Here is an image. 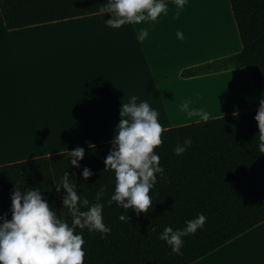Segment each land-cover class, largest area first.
Masks as SVG:
<instances>
[{"label":"trees","instance_id":"1","mask_svg":"<svg viewBox=\"0 0 264 264\" xmlns=\"http://www.w3.org/2000/svg\"><path fill=\"white\" fill-rule=\"evenodd\" d=\"M167 1V0H166ZM240 52L184 69L182 78L246 68L258 109L264 99V0H228ZM104 0H0L6 29L15 30L92 14ZM258 109L164 129L163 143L155 149L164 176L150 190L152 206L146 213L119 209L106 201L114 188L113 171H104V158L112 141L83 147L84 157L75 168L65 153L33 158L0 166V216L11 219L14 185L40 189L58 215L63 189L55 186L64 171L75 179L78 192L95 202L94 194L105 185L103 217L111 232L83 231L84 264H192L246 231L264 222V153L259 150ZM191 137L192 144L180 156L172 149ZM71 151V150H70ZM87 166L93 173L84 180ZM73 174L74 177H73ZM84 184V185H80ZM127 211L128 220L120 221ZM203 213V229L183 238L182 255L171 252L158 238L165 226L183 228L185 221ZM69 223H71L69 219ZM154 229V230H153Z\"/></svg>","mask_w":264,"mask_h":264},{"label":"crops","instance_id":"2","mask_svg":"<svg viewBox=\"0 0 264 264\" xmlns=\"http://www.w3.org/2000/svg\"><path fill=\"white\" fill-rule=\"evenodd\" d=\"M166 2L174 6L172 0ZM108 18L109 14H92L8 30L0 12V166L70 151L77 146L111 142L119 121L105 115L103 106L127 87L159 90L164 85L185 87L183 83L187 86L215 77L231 79L240 75L249 86L237 96L239 105L210 114L209 119L258 109L246 68L190 78L180 75L186 67L240 52L242 46L236 30V50L212 54L197 62L189 59L182 65L179 48L173 43L171 48H164L159 34L149 32L143 43L137 41L138 27L152 23L114 29L104 23ZM166 116L164 124L162 118L159 120L164 129L194 122ZM192 264H264V222Z\"/></svg>","mask_w":264,"mask_h":264},{"label":"clouds","instance_id":"3","mask_svg":"<svg viewBox=\"0 0 264 264\" xmlns=\"http://www.w3.org/2000/svg\"><path fill=\"white\" fill-rule=\"evenodd\" d=\"M188 0H172L173 20H178ZM102 17L109 14L104 22L107 26L119 29L124 25L151 24L162 16H167L169 4L166 0H104L96 10ZM149 35L148 27H138L136 39L143 43ZM176 38L184 39V32L176 30ZM138 97L132 95L128 102L122 103L119 122L112 139V146L104 158V171H113L114 188L106 203H116L119 209H132L136 214L146 213L152 206L149 194L157 182V174L164 176L160 156L155 151L163 143V126L158 120L159 113L147 101L137 103ZM191 98H185L179 110L192 118L195 123L206 122L210 113L202 107H193ZM254 119L258 123L261 153H264V99ZM192 144L191 137L181 143L176 142L172 149L177 156L182 155ZM85 149L77 146L66 150L73 167L79 168ZM75 174H73L74 177ZM80 175L87 180L93 175L85 166ZM84 185V184H80ZM105 185L95 191L90 202L86 195L78 192L75 179L64 171L55 186L57 193L63 189L62 210L50 206L40 189L21 190L14 185L11 193V219L7 213L0 216V264H84L85 244L83 231L107 234L111 228L106 226L103 217ZM69 219L71 223H69ZM120 221L128 220L127 211L120 213ZM207 217L203 213L185 221L183 228L165 226L158 238L170 247L171 252L182 255L185 236L203 229ZM154 230V229H153Z\"/></svg>","mask_w":264,"mask_h":264},{"label":"bare ground","instance_id":"4","mask_svg":"<svg viewBox=\"0 0 264 264\" xmlns=\"http://www.w3.org/2000/svg\"><path fill=\"white\" fill-rule=\"evenodd\" d=\"M228 6V0L188 1L178 20L172 19L174 6H169L168 15L165 16L164 18L166 19L163 18L164 21H162L165 25L162 26L166 27V25H168V28L171 27L172 30L167 28L169 31L164 30L167 33L164 35L166 38L168 36L177 39L175 35L176 30L181 29L184 32V39L181 41V45H183L182 42L185 43L186 46L183 45V48L185 47L187 50L189 48L190 52H195L197 54L205 53L207 56L210 54L212 55L213 53H230L236 50L238 44L235 33V23L231 8H228ZM217 8L220 9V11H215ZM163 19L161 18V20ZM162 23L160 22V24ZM158 25L159 23L157 26ZM160 27L161 26H158V28ZM165 27H163V29H165ZM163 29L159 30L162 31ZM163 33L165 32H162V34ZM202 56H204V54ZM199 57H201V55ZM211 78L213 79V77H210L209 79ZM183 84L185 87H178V84H175L172 85V87L176 85L177 87L173 88H168L171 85H164L161 88L159 87V90H157V88H150L152 89L150 94L153 95L152 92H154L152 97H149V89L139 86L127 87L120 92L117 91L119 94L117 93V95L112 96L106 104H104L103 108L106 109V111H104L103 108L101 109L102 112L104 111V113H106L105 115L108 117L111 116L112 120L119 121V110L121 107L120 102H122L119 101V99H124L125 102H128L127 99H129L132 95H136L140 100L142 99L141 101H147L152 108L157 110L159 113L158 118L163 117V120L161 121L164 124V117L167 114L172 115L169 116L170 118L174 116L179 117L177 120L182 119V117L185 119L189 118L185 113L179 110V105L185 98H191L193 107H202L210 114H213L219 111L231 110L235 106L239 105L240 101H237V99H239L237 96H240L242 91L245 92L249 86L246 81L244 82V80H242L240 75H234L231 79H219L218 77H215L213 80L204 81V83H192L189 85L187 84V86L185 85L186 83ZM183 84L180 85L183 86ZM230 84L235 85L232 86ZM156 91L158 95H161L164 91V96L163 94L162 96H158ZM166 92H168V97L165 95ZM164 98H167V100ZM139 99L137 103L140 102ZM95 111L100 112L99 110H94V113ZM174 120H176V118ZM111 122L113 123V121Z\"/></svg>","mask_w":264,"mask_h":264},{"label":"rangeland","instance_id":"5","mask_svg":"<svg viewBox=\"0 0 264 264\" xmlns=\"http://www.w3.org/2000/svg\"><path fill=\"white\" fill-rule=\"evenodd\" d=\"M215 11H220V9H216ZM165 16H162V19L164 18ZM161 19V18H160ZM160 19H158V21L157 22H155V23H152L153 25H146V26H143V27H148L149 28V32L150 33H156V34H159L160 36H162L163 37V40H164V45H163V47L164 48H171V44L173 43V45H175V46H177L179 49V51H180V54H181V61H180V64H186L185 62H187L189 59L190 60H196V62L197 61H200V60H202V59H204V58H208V56L207 55H205V53H202V54H197V53H194V54H191L189 51H187V50H185L184 48L182 49L181 47V45H180V43H181V41L182 40H180V42H179V40H177V39H175V38H171V37H168L167 36V38H166V31H164V30H172V28L170 27V28H168L169 26L168 25H166V27L165 26H162V25H165V24H163L162 23V21H164V19H166V18H164L163 20H161L160 21ZM168 19V18H167ZM160 22L162 23V24H160ZM159 23V25L158 26H161L160 28H158V26H157V24ZM163 27H165V29H163ZM168 28V29H167ZM159 29H163L162 31L161 30H159ZM237 29V28H236ZM168 30V31H169ZM237 31V30H236ZM162 32H165V33H163L162 34ZM165 34V35H164ZM165 37V38H164ZM170 38H171V40H170ZM169 40V41H168ZM176 41H178V42H176ZM183 43V42H182ZM180 46V47H179ZM187 53H189V54H191V56H186V54ZM204 54V56H202ZM206 54H210V53H206ZM213 54H215V53H213ZM217 54V53H216ZM223 54V53H222ZM201 55V57H199V56ZM211 55V54H210ZM230 56V55H229ZM223 58V57H222ZM218 59H220V58H218ZM214 60H217V59H213V60H211V61H205V62H203V63H199V64H196V65H194V66H197V65H201V64H205V63H208V62H212V61H214ZM191 67H193V66H191ZM191 67H186V68H184V69H188V68H191ZM184 69H182L181 70V72L184 70ZM180 72V73H181ZM208 74V73H207ZM201 75H203V74H201ZM210 78V77H209ZM207 80V79H206ZM205 80H203L202 82H204ZM196 83H200V82H196ZM135 85V84H134ZM135 86H137V85H135ZM139 87H142V86H139ZM142 88H145V87H142ZM145 89H150V88H145ZM219 112H221V111H219ZM214 114V113H213ZM168 115V114H167ZM179 115H181V114H179ZM166 117H168V116H165L164 118H166ZM182 117V116H181ZM161 118H163V117H160V118H158V120H161ZM179 118V117H178ZM192 118H188V120H191ZM160 122V121H159ZM192 123H194V122H192ZM190 124V123H189ZM186 125V124H185ZM181 126V125H180ZM115 129H116V126L114 127ZM64 129V128H63ZM109 130H111V131H113L112 129H109ZM87 147V146H86Z\"/></svg>","mask_w":264,"mask_h":264}]
</instances>
